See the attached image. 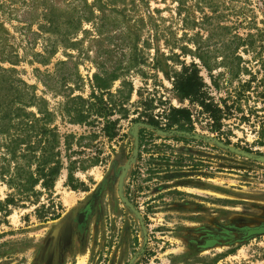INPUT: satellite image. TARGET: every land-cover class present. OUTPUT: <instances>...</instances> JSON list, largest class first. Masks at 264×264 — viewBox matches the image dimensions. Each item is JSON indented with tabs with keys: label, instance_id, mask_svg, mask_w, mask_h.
I'll use <instances>...</instances> for the list:
<instances>
[{
	"label": "rangeland",
	"instance_id": "1",
	"mask_svg": "<svg viewBox=\"0 0 264 264\" xmlns=\"http://www.w3.org/2000/svg\"><path fill=\"white\" fill-rule=\"evenodd\" d=\"M0 24L15 62L0 66L46 101L63 163L36 204L6 205L17 190L0 179V264H264V0H0ZM191 63L221 109L218 130L173 89ZM96 73L117 76L112 92L132 87L113 140L61 113L69 96L89 97ZM169 107L190 110V131L165 128ZM23 135L0 123V171L13 178L17 163L26 170L10 161Z\"/></svg>",
	"mask_w": 264,
	"mask_h": 264
},
{
	"label": "trees",
	"instance_id": "2",
	"mask_svg": "<svg viewBox=\"0 0 264 264\" xmlns=\"http://www.w3.org/2000/svg\"><path fill=\"white\" fill-rule=\"evenodd\" d=\"M96 1L98 2V0ZM247 37L250 38L252 35H247ZM195 38L198 41L202 39L199 34H196ZM207 40L209 42L211 36ZM233 40L235 43L242 40V38L234 36ZM194 45V56L199 60L201 66L210 70L207 56L209 53L208 45L201 46L196 44V42ZM236 49L237 46H235L234 50ZM47 54L48 56L53 55L54 52L50 51ZM235 59L240 60V58ZM2 62L10 63V60L4 58V54L0 52V63ZM14 63L11 62L10 64L15 65ZM41 63H45V61ZM13 71V68H3L0 66V88L4 87L6 91L3 97L0 95V123L11 122V126H14L19 132L24 133L21 138L16 136V138L11 140L10 161L17 163L20 159H24L26 170L17 163L14 178L11 177V174L5 175L9 170L7 171L4 168L0 171V179L2 182H5L9 189L13 188L17 190L14 196L8 195L5 200L6 205L14 203L15 196L18 197L19 202L36 204L38 197L41 195V190L52 191L56 179L63 168L60 153L62 145L61 136L56 127H51L54 115L45 107L46 101L38 98L34 93L30 94L26 92L25 95L22 94L21 89L9 77ZM117 79L116 75L108 77L101 73L94 74L89 97H71L68 95L69 97L62 105L63 111L61 113L67 117L70 124L93 127L95 124L101 123L100 132L108 140H113L117 136L118 120L111 118L115 114H120L123 117L126 116L127 110L125 109V105L129 101L132 92L131 84H126L123 81L112 92V84ZM24 86L27 89L34 90V87H28L26 84ZM172 86L180 101L186 100L191 105L199 106L202 112L207 113L213 121L214 130L219 129L221 109L217 104H214L206 91L207 86L199 76L196 64L183 65L181 71L172 77ZM31 108H35L36 113L27 112V109ZM163 113L166 121V124H164L165 128H175L182 132L192 129L189 109L169 107L167 110H163ZM147 124L161 129L159 122L153 117L149 118ZM7 129L8 125H5L2 128V132H6ZM69 138L68 136L64 138L63 145L66 150L70 149L71 143ZM21 145H25V154L18 156L16 151ZM93 160L98 159L95 158ZM32 166H34L33 169ZM71 171L70 169L67 176V183L69 184L73 181ZM22 172H24V175L21 174ZM37 186L40 188L38 191L35 190ZM50 219L55 220V217Z\"/></svg>",
	"mask_w": 264,
	"mask_h": 264
}]
</instances>
